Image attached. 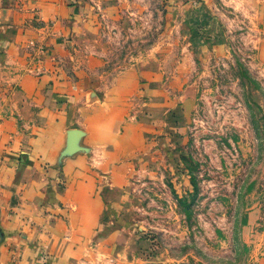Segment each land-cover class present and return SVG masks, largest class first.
Returning a JSON list of instances; mask_svg holds the SVG:
<instances>
[{"label": "rangeland", "instance_id": "obj_1", "mask_svg": "<svg viewBox=\"0 0 264 264\" xmlns=\"http://www.w3.org/2000/svg\"><path fill=\"white\" fill-rule=\"evenodd\" d=\"M79 3L84 62L65 70L96 77L103 96L134 86L118 105L153 116L136 74L158 63L168 97L131 177L129 235H96L81 264H264V0Z\"/></svg>", "mask_w": 264, "mask_h": 264}, {"label": "crops", "instance_id": "obj_2", "mask_svg": "<svg viewBox=\"0 0 264 264\" xmlns=\"http://www.w3.org/2000/svg\"><path fill=\"white\" fill-rule=\"evenodd\" d=\"M79 1L0 0V68L9 71L0 91V264H81L96 235H129L131 177L148 164L151 135L165 130L158 63L136 74L153 116L118 105L115 94L127 99L134 86L103 96L96 77L65 70L82 59L73 41ZM258 47L264 58V39Z\"/></svg>", "mask_w": 264, "mask_h": 264}, {"label": "built area", "instance_id": "obj_3", "mask_svg": "<svg viewBox=\"0 0 264 264\" xmlns=\"http://www.w3.org/2000/svg\"><path fill=\"white\" fill-rule=\"evenodd\" d=\"M46 257L45 256H43V259H45ZM46 262H43V264H45Z\"/></svg>", "mask_w": 264, "mask_h": 264}]
</instances>
